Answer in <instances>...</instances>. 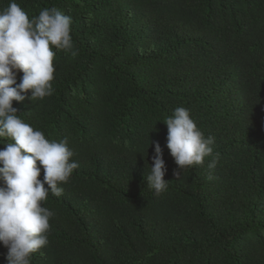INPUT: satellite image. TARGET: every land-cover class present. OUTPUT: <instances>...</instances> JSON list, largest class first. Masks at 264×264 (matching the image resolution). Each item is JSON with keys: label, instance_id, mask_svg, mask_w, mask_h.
<instances>
[{"label": "trees", "instance_id": "trees-1", "mask_svg": "<svg viewBox=\"0 0 264 264\" xmlns=\"http://www.w3.org/2000/svg\"><path fill=\"white\" fill-rule=\"evenodd\" d=\"M15 2L30 19L70 15L78 50L54 49L51 96L13 101L47 139L67 137L79 164L43 202L55 216L31 264H264V0ZM180 106L220 159L175 178L163 120ZM155 142L159 196L146 182Z\"/></svg>", "mask_w": 264, "mask_h": 264}, {"label": "clouds", "instance_id": "clouds-1", "mask_svg": "<svg viewBox=\"0 0 264 264\" xmlns=\"http://www.w3.org/2000/svg\"><path fill=\"white\" fill-rule=\"evenodd\" d=\"M71 24L72 17L57 8L45 7L31 19L15 0L0 10V138L13 141L0 149V244L7 248V264H31L33 254L49 243V221L55 212L43 202L49 193L60 197L64 192L61 185L68 183L79 167L67 137L47 139L13 107V101L43 100L53 94L54 49L78 55ZM18 73H22L19 83ZM163 122L167 126L166 147L178 166L175 178L186 167L203 165L206 157H211L207 167L216 168L220 154L213 151L215 137L205 136L189 109L176 107ZM150 166L146 182L159 196L167 190L168 181L158 142ZM41 170L42 180L38 178Z\"/></svg>", "mask_w": 264, "mask_h": 264}]
</instances>
